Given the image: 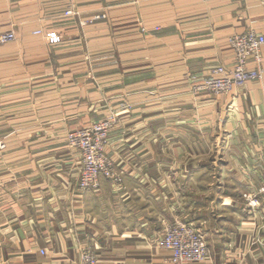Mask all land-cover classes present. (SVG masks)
<instances>
[{"label": "crops", "instance_id": "obj_1", "mask_svg": "<svg viewBox=\"0 0 264 264\" xmlns=\"http://www.w3.org/2000/svg\"><path fill=\"white\" fill-rule=\"evenodd\" d=\"M249 30L264 35V0H0V35L16 34L0 107L22 95L45 144L0 148V264H79L84 246L102 264H172L159 242L177 223L204 235L200 264H264V199L243 198L264 166V47L260 81L193 92ZM112 114L122 186L81 191L66 134Z\"/></svg>", "mask_w": 264, "mask_h": 264}, {"label": "built area", "instance_id": "obj_2", "mask_svg": "<svg viewBox=\"0 0 264 264\" xmlns=\"http://www.w3.org/2000/svg\"><path fill=\"white\" fill-rule=\"evenodd\" d=\"M70 9L65 15L74 16ZM89 22H92L89 21ZM88 22H85L87 24ZM36 35L44 36L47 43L56 46L63 42L57 31H37ZM16 41L15 32L11 31L0 35V44ZM228 45L234 53V65L229 68L223 65L212 69L211 78L197 85L193 90L196 94L210 93L227 95L234 88L241 87L249 81L256 82L262 79V57L264 35L255 30L232 35ZM254 61L255 68H249ZM113 120L106 118L102 123L94 125L92 129L81 130L68 135L69 142L80 149L83 154V168L78 188L84 192H97L103 180H108L116 187L122 186L123 175L118 166L105 155V144L109 141ZM96 138V140L93 139ZM261 183L256 193L244 194L247 206L257 208L260 198L264 199V166L261 170ZM160 246L170 252L172 264H200L209 258V249L204 235L194 226L186 223H177L168 227L160 239ZM79 264H102L95 254L93 247L84 246L80 252Z\"/></svg>", "mask_w": 264, "mask_h": 264}, {"label": "rangeland", "instance_id": "obj_3", "mask_svg": "<svg viewBox=\"0 0 264 264\" xmlns=\"http://www.w3.org/2000/svg\"><path fill=\"white\" fill-rule=\"evenodd\" d=\"M20 101L21 104L18 105H15L13 103H6V106L2 108L0 107V115L2 116V117L0 116L1 117L0 118V133H1L0 148H4V147L30 148L35 145L39 146L37 145L39 144V142H41L40 145L44 144V139H40V138L34 139V137L31 136L32 131L36 129L34 123H30L34 121V118L33 115L29 112L30 107L26 104L27 101L22 100V95ZM106 118H111L113 120L112 128L110 130V135H111V132L115 129L116 125L118 124V114H112L110 116H107ZM104 120L96 122L85 129L68 131L66 134L65 140L68 148L71 150V152H73V154L75 155L77 154L81 159V167H80L78 180L80 179L81 170L84 164L83 154L80 149H78L72 143L69 142L68 135L71 133H77L81 130L92 129L94 125L102 123ZM93 139L96 140L95 137H93ZM110 140L111 138L109 137V141H107V143L105 144V148H106L105 155L111 162H114L107 152L110 146ZM22 157L24 156L22 155ZM77 185H78V181H77Z\"/></svg>", "mask_w": 264, "mask_h": 264}]
</instances>
